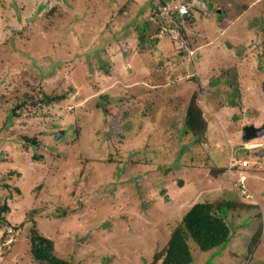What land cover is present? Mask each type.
I'll use <instances>...</instances> for the list:
<instances>
[{
	"label": "rangeland",
	"instance_id": "rangeland-1",
	"mask_svg": "<svg viewBox=\"0 0 264 264\" xmlns=\"http://www.w3.org/2000/svg\"><path fill=\"white\" fill-rule=\"evenodd\" d=\"M246 126L264 129V0H0V264H46L33 229L77 264H151L220 200L246 205L224 210L233 238L192 241V264H264V135Z\"/></svg>",
	"mask_w": 264,
	"mask_h": 264
},
{
	"label": "trees",
	"instance_id": "trees-1",
	"mask_svg": "<svg viewBox=\"0 0 264 264\" xmlns=\"http://www.w3.org/2000/svg\"><path fill=\"white\" fill-rule=\"evenodd\" d=\"M155 10L153 13H156L155 18H159L161 12L160 10L158 12ZM170 13H172V11ZM192 13L193 12L190 11L191 16ZM191 16L183 18V20L189 23L192 20ZM156 41L160 42L159 39ZM44 97L49 105L66 100L63 95H45ZM197 99V94H194L187 108L185 126L187 135H192L197 142H201L206 136L208 122L197 103ZM257 131L258 129L253 126L244 127V142L247 143L256 138L255 134ZM25 140L35 145L37 144L35 139L26 138ZM212 170L215 176H221V174L226 172L225 168L213 167ZM5 188L10 189V185H5ZM17 191L20 192L19 188H17ZM239 207H246V205H240V203L228 202L225 200L214 202L206 201L194 204L184 215L181 222L173 228L166 246L162 251L156 253L154 261L151 264H157L159 261H161V264H192V241H194L203 252H210L223 247L233 238L232 227L225 218L228 212L224 210H236ZM8 212H10L9 205L5 204L0 208L1 217L3 213ZM261 232L262 230H260V233ZM260 233L257 237L252 239V245L250 246L251 251H253L257 245ZM31 234V252L36 261L46 264H77L72 260L67 261L57 257L55 255L54 242L51 239L39 235L36 229H33Z\"/></svg>",
	"mask_w": 264,
	"mask_h": 264
},
{
	"label": "water",
	"instance_id": "water-1",
	"mask_svg": "<svg viewBox=\"0 0 264 264\" xmlns=\"http://www.w3.org/2000/svg\"><path fill=\"white\" fill-rule=\"evenodd\" d=\"M181 14L183 18L189 17L190 11L188 10L187 6H183L181 8ZM255 135H256L255 137H262L264 135V129L258 130ZM259 155L260 156L264 155V149L260 151Z\"/></svg>",
	"mask_w": 264,
	"mask_h": 264
},
{
	"label": "built area",
	"instance_id": "built-area-1",
	"mask_svg": "<svg viewBox=\"0 0 264 264\" xmlns=\"http://www.w3.org/2000/svg\"><path fill=\"white\" fill-rule=\"evenodd\" d=\"M191 54H193V52L191 51Z\"/></svg>",
	"mask_w": 264,
	"mask_h": 264
},
{
	"label": "clouds",
	"instance_id": "clouds-1",
	"mask_svg": "<svg viewBox=\"0 0 264 264\" xmlns=\"http://www.w3.org/2000/svg\"><path fill=\"white\" fill-rule=\"evenodd\" d=\"M193 52V51H192ZM263 150V149H262Z\"/></svg>",
	"mask_w": 264,
	"mask_h": 264
},
{
	"label": "crops",
	"instance_id": "crops-1",
	"mask_svg": "<svg viewBox=\"0 0 264 264\" xmlns=\"http://www.w3.org/2000/svg\"><path fill=\"white\" fill-rule=\"evenodd\" d=\"M207 134V133H206Z\"/></svg>",
	"mask_w": 264,
	"mask_h": 264
}]
</instances>
